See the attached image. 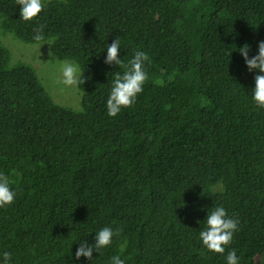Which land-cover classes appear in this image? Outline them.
<instances>
[{
    "label": "trees",
    "instance_id": "trees-1",
    "mask_svg": "<svg viewBox=\"0 0 264 264\" xmlns=\"http://www.w3.org/2000/svg\"><path fill=\"white\" fill-rule=\"evenodd\" d=\"M44 5L23 21L16 0H0V173L17 193L0 207V254L10 252L11 264H110L114 255L226 264L234 249L240 264H264V108L252 100L258 73L237 51L247 44L251 58L264 41V0ZM40 24L46 39L37 42ZM116 37L123 63L147 53L149 79L132 107L109 117L110 80L124 71L104 63ZM38 44L44 60L85 71L81 112L54 104L53 73L39 72L38 58L13 54ZM218 206L239 220L224 254L199 239ZM105 226L122 231L92 260H76L79 243L95 244Z\"/></svg>",
    "mask_w": 264,
    "mask_h": 264
},
{
    "label": "clouds",
    "instance_id": "clouds-1",
    "mask_svg": "<svg viewBox=\"0 0 264 264\" xmlns=\"http://www.w3.org/2000/svg\"><path fill=\"white\" fill-rule=\"evenodd\" d=\"M16 5L19 6V16L23 21L35 19L45 6L44 0H16ZM233 12L236 11L234 10ZM44 27L45 25L40 24L34 28V41H45ZM216 27L218 30L221 29L219 26ZM237 51L243 58L248 71H256L258 73L254 75L252 100L257 106L264 108V41L258 43L257 54L251 58L249 57L250 47L247 44ZM106 53V59L104 60L106 65H116L118 68L123 67L124 69L123 72H114L109 84L111 87L110 94L104 104V110L107 115L115 117L122 108L132 107L140 97L145 82L149 79L147 74L148 64L146 63H150V58L146 52L137 50L126 64L123 63L121 58H119L120 37H116L106 47ZM49 61L57 60L51 58ZM61 75L62 79L56 77L55 83L62 85L65 91L74 98V102L65 107L71 108L74 112L75 110L81 112V102L85 91L83 88H85L86 83L85 71L82 72L75 61L65 60L61 62ZM165 94L167 101L173 100L174 103L176 98L179 97L178 93L176 94L175 91L171 90H166ZM53 101L55 105L59 104L54 99ZM98 135H101V132L89 135V139H94ZM16 195L17 193L10 188L8 176L0 173V207L11 205L15 201ZM204 224L205 227L199 231V239L202 245L210 252L224 254L226 246L231 243L234 233L238 231L239 220L230 217L223 206H218L208 211ZM121 231L118 228L114 230L111 226L101 228L95 234V244H89L86 240L79 243V247L75 252V259L79 260L84 257L87 260H92L93 251L98 253L100 249L109 246L113 237L119 236ZM125 246L122 245L121 251H123ZM11 260L12 254L10 252L4 251L0 254V262L2 264H11ZM110 264H125V259H122L120 255H114L110 259ZM226 264H240L234 249L227 251Z\"/></svg>",
    "mask_w": 264,
    "mask_h": 264
},
{
    "label": "rangeland",
    "instance_id": "rangeland-1",
    "mask_svg": "<svg viewBox=\"0 0 264 264\" xmlns=\"http://www.w3.org/2000/svg\"><path fill=\"white\" fill-rule=\"evenodd\" d=\"M25 46L29 47L33 45ZM43 51H46V48L43 44H38V50L37 48H27L24 50L20 48H13V54L15 57L24 58L28 62H34L38 58V71H45L44 74L48 72L49 76L53 73V76L50 77L49 82L52 98L61 105L69 106L70 103L74 102V98L65 91V88L62 85H57L55 83L56 77L62 79L61 64L56 63L55 61L44 60ZM40 56H42V58H40Z\"/></svg>",
    "mask_w": 264,
    "mask_h": 264
}]
</instances>
